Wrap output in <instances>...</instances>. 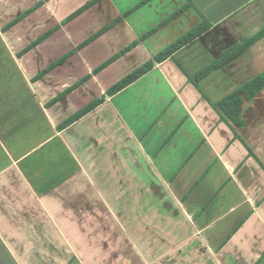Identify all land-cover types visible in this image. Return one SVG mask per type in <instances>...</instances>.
Returning a JSON list of instances; mask_svg holds the SVG:
<instances>
[{"label": "crops", "instance_id": "1", "mask_svg": "<svg viewBox=\"0 0 264 264\" xmlns=\"http://www.w3.org/2000/svg\"><path fill=\"white\" fill-rule=\"evenodd\" d=\"M203 24L208 30L173 59L108 95ZM0 33L42 104L88 78L44 106L45 121L60 125L103 99L67 130L90 120L95 131L116 128L124 145L114 148L132 169L135 161L152 166L191 227L153 260L150 247L130 240L103 262L102 217L86 212L96 183L71 181L90 170L72 154L68 131L56 137L53 129L38 145L39 107L19 105L15 129L0 119V264H264V90L244 99L240 128L213 106L264 73V0H0Z\"/></svg>", "mask_w": 264, "mask_h": 264}, {"label": "rangeland", "instance_id": "2", "mask_svg": "<svg viewBox=\"0 0 264 264\" xmlns=\"http://www.w3.org/2000/svg\"><path fill=\"white\" fill-rule=\"evenodd\" d=\"M18 71L15 57L12 51L2 44L0 33V119H6L10 130L15 129L19 123L17 120L20 114L19 105L25 107L38 105L37 133L34 135L32 132L34 127L30 117L26 118L30 111H26L25 108L22 110L24 129L33 133L38 145L51 136L53 129L56 137L63 136L68 128L59 132L57 131L59 125L53 127L45 121L47 111L44 106L46 105L42 104L38 96L31 91L29 79L20 77ZM94 124L91 120L80 125L76 124L70 132L68 131V135L71 139V150L74 151L72 154L75 157L80 154L90 170L86 174V179L80 174H74L71 176V181L96 183L97 190L86 192V212L102 217V221L97 222V230L102 231L103 249L100 257H103V262L108 263L117 248L126 247L131 240L136 245L145 244L150 247L151 260L158 258V248H166L169 251L168 248L178 244L180 240L176 238V233L180 234V230L189 231L191 227L178 213L166 185L154 173L152 166L146 160L135 161L132 169L126 162L123 149L114 148L116 144L119 147L124 145L118 130L107 124L105 131H95ZM117 135L118 142L115 141ZM55 144L57 153L60 150L57 147V140ZM74 161L78 163V160ZM111 214H116L118 220L114 221ZM169 256L174 257L173 254Z\"/></svg>", "mask_w": 264, "mask_h": 264}, {"label": "trees", "instance_id": "3", "mask_svg": "<svg viewBox=\"0 0 264 264\" xmlns=\"http://www.w3.org/2000/svg\"><path fill=\"white\" fill-rule=\"evenodd\" d=\"M17 22H19V21H15L14 23H12L10 25V27L15 25ZM208 28H209L208 25L203 24L199 28H197L196 30L192 31L191 33H189L188 35H186L185 37H183L182 39H180L179 41L174 43L168 49L164 50L159 55H157L154 58V60L148 61L147 63H145L144 65L139 67L137 70L132 72L130 75L125 77L123 80H121L111 90L108 91V95H115L118 92L127 88L128 86L132 85L134 82H136L137 80H139L140 78H142L143 76L148 74L150 71H152L153 68L155 67L156 63H162L168 59H173L174 54L179 49H181L182 47H184L185 45H187L188 43H190L191 41L196 39L198 36H200L202 33H204L206 30H208ZM42 40H43V38L40 39L39 41L35 42L33 45L29 46L25 52H27V51L31 50L32 48H34L35 46H37ZM132 47H134V46H132ZM132 47L126 49L123 53L129 51ZM119 56H121V54ZM68 58H69V56L61 59L60 61H58L56 63H54L52 66H50L49 68L44 70L42 73H40L36 77V79H38V80L41 79L43 76H45L51 70H53L54 68H56L57 66L62 64ZM221 63L222 62L214 65L209 70L205 71L204 73L197 76L196 78L200 79L205 74H207L210 70L217 68ZM108 64H110V63H108ZM107 65H105V66H107ZM87 80H88V78L82 80L78 84L74 85L72 88L68 89L65 93L61 94L57 98H55L52 101H50L49 103H47L46 108H50V107L54 106L57 102H59L61 99L65 98L71 92L76 90L80 85H82ZM263 90H264V73L255 77L254 79H252L251 81L246 83L244 86H242L240 89L232 92L229 96H227L226 98L221 100L217 105H213V106H214V108H216L218 106L220 112H222V114H220V116H221V120L223 122L228 123V121H227V119H228L236 127L240 128L243 126V122L240 119L239 113H240V107H241L244 99L247 101H250L254 97H256L258 94H260ZM103 101H104L103 99H99V100H96V101L90 103L89 105L85 106L80 111L76 112L74 115H72L71 117L66 119L64 122H62L57 127V131L62 132L65 129L69 128L70 126L74 125L75 123L80 121L82 118H84L85 116H87L88 114H90L91 112L96 110L98 107H100L101 104L103 103ZM236 137H237V135H236Z\"/></svg>", "mask_w": 264, "mask_h": 264}]
</instances>
